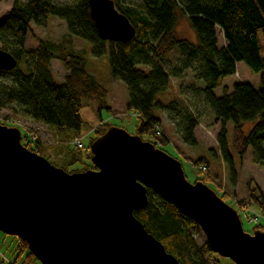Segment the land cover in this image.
Returning <instances> with one entry per match:
<instances>
[{
	"label": "trees",
	"instance_id": "trees-1",
	"mask_svg": "<svg viewBox=\"0 0 264 264\" xmlns=\"http://www.w3.org/2000/svg\"><path fill=\"white\" fill-rule=\"evenodd\" d=\"M114 1L136 28L135 37L127 43L101 38L91 16L89 0L72 3L14 0L7 19L0 23V36L9 34L12 37V42L2 38L3 49L17 57L18 65L11 71L0 70V74L12 77L10 84H0V113L7 110L6 119L22 115L56 129L60 138L58 145L66 149L69 157L68 165L81 163L84 158L90 161V145L77 148L72 144L75 138L91 132L92 126L82 117L84 100L94 101L99 115L102 109L112 111V108L108 102L109 89L88 69L89 51L75 49L68 36L60 43L40 40L32 51H26L24 47L31 24H43L49 16H55L66 22L71 36H78L92 45L94 56H109L112 76L122 79L128 86V109L136 115L137 134L144 140L157 147L169 142L157 112L166 108L178 116L177 127L182 140L197 144L198 115L188 108H180L175 100L164 103L158 98L160 93L168 90L172 78L182 77L191 68L203 80L200 92L221 124L219 150L231 166V173L235 174L232 149L241 161L251 149L255 161L264 165V80L261 79L259 86L248 81L235 82L231 88L222 86L226 77L238 72L240 62L255 73L264 71V47L260 39L261 34L264 39V0ZM181 16L195 31L194 39L178 35ZM175 50L181 53L179 65L169 68L166 58ZM53 59H58L68 71L63 83L53 74ZM140 64L149 66L150 70L140 68ZM221 86L222 95L218 96L215 90ZM230 122L233 124L231 146L227 127ZM249 122L253 126L246 131L245 125ZM111 125L106 123L104 128L96 130V134ZM157 127L162 130L161 134L157 133ZM31 137L25 133L24 145L49 158L46 154L49 146L38 135ZM94 139L90 136V144ZM203 160L193 162L197 170L202 169ZM204 161L208 164L207 159ZM87 168L95 167L90 161L82 170ZM209 178L212 180L208 175L198 179L207 181ZM252 187L251 203L264 208V196L257 187ZM148 196V206L135 211V215L170 253L182 264H221L216 258L219 254L207 241L198 243L193 232L198 224L190 216L150 188ZM222 197L226 198V194ZM242 203L243 200L239 202ZM259 228L264 230L261 223ZM16 251L14 260L8 258L9 263L0 255V264H31L32 261L42 264L27 242L19 237Z\"/></svg>",
	"mask_w": 264,
	"mask_h": 264
},
{
	"label": "water",
	"instance_id": "water-1",
	"mask_svg": "<svg viewBox=\"0 0 264 264\" xmlns=\"http://www.w3.org/2000/svg\"><path fill=\"white\" fill-rule=\"evenodd\" d=\"M101 38L127 43L136 28L114 0H89ZM17 57L0 48V70ZM0 124V231L27 242L42 264H182L135 211L148 189L203 230L210 248L236 264H264V230H244L240 214L208 184L190 182L182 162L138 134L111 125L90 144L95 168L69 172Z\"/></svg>",
	"mask_w": 264,
	"mask_h": 264
},
{
	"label": "rangeland",
	"instance_id": "rangeland-1",
	"mask_svg": "<svg viewBox=\"0 0 264 264\" xmlns=\"http://www.w3.org/2000/svg\"><path fill=\"white\" fill-rule=\"evenodd\" d=\"M56 1L69 3L75 2V0ZM131 1L136 3L141 0ZM13 4L14 0L0 1V23L7 19ZM177 33L180 37L190 40L194 39L196 35L195 31L191 29L187 19L182 16L179 18ZM67 36L71 38L72 46L75 49H85L89 51V71L109 89L108 102L112 111L102 109L101 115H99L97 104L94 101L84 100L85 106L82 110V117L86 123H89V125L92 126L89 130L91 131L88 133L89 135H85V147L90 145V136L97 138L110 127L109 126L100 134H96V130L104 128L106 123H112V125L122 127L131 134H137L136 115L128 109L129 91L127 84L122 79L114 78L112 76L109 56H94L91 52L92 45L78 36H71L64 20L55 16H49L43 24L32 23L31 32L28 35L24 47L26 51H32L37 48L40 40H49L60 43ZM2 38L12 42V37L9 34H5L3 37L0 36V48H4ZM260 39L264 47L262 34L260 35ZM180 57L181 53L178 50L172 52L171 55L166 58L167 66L173 68L179 65ZM138 66L146 71L150 70V67L147 65L140 64ZM52 71L58 82L63 83L65 81L68 71L58 59L52 60ZM261 79L264 80V71L259 74L255 73L244 62H240L238 63V72L226 77L222 81V86L227 85L231 88L235 82L239 81H248L254 85H259ZM11 81V75L0 74V84H10ZM203 86V80L197 77L195 70L190 68L184 72L182 77L172 78L168 90L159 94L158 98L164 103H169L171 100H175L180 108H188L189 110L194 111L199 117V125L196 128L198 142L195 145H191L185 143L181 138V133L177 127V122L179 121L178 116L166 108L164 110L158 109L157 112L158 116L161 118V126L169 138V142L164 145L160 144L159 147H162L166 152L182 162L186 177L190 182L194 183L196 181H202L214 189L220 197H222L223 194H226V198H222L238 210L244 230L253 234L257 230H263L262 228H259L260 223L264 226V208L251 203V195L253 192L252 186L257 187L258 192L264 196V165L255 161L251 149L248 150L243 161L240 160L237 153L232 149L235 174L231 173V166L224 161L219 150L218 135L221 131V124L216 121L212 109L207 105L203 94L200 92V88ZM222 86L215 90L218 96L222 95ZM6 114H9V111L4 110L0 113V124L20 128L23 137L25 133H33L36 136L38 135L41 137L49 146L46 153L49 157L48 159L55 165L62 167L65 170L67 169L69 172H76L84 171L82 170L83 167L86 166V163L91 161V159L89 161L84 158L85 161L81 163H77L73 166L68 165L69 157L65 151L66 149H64L63 146L58 145L60 138L56 129L44 123L28 119L22 115H13L11 118L9 117L6 119ZM101 117L103 120H100ZM252 126V122L247 123L245 125L246 131ZM227 127L230 132L229 140L231 146L233 124L230 122L227 124ZM23 137L22 143L24 144L25 138L23 139ZM146 138L152 139V137L149 136H146ZM202 159H207L208 164L203 160L201 163L202 169L197 170L193 162ZM205 165H208V168ZM199 170L201 172H199ZM207 175L210 176L212 180H210V178L207 179V181L198 179L203 178L204 176L206 177ZM241 200H243V205L239 204ZM256 218H258V220H255ZM193 232L199 244L207 241V237L199 225L193 229ZM16 243L17 236L9 235L0 231V255L4 260L8 258L14 260L17 255ZM216 258L221 264L234 263L230 258L220 255H216ZM31 264L40 263L32 261Z\"/></svg>",
	"mask_w": 264,
	"mask_h": 264
},
{
	"label": "built area",
	"instance_id": "built-area-1",
	"mask_svg": "<svg viewBox=\"0 0 264 264\" xmlns=\"http://www.w3.org/2000/svg\"><path fill=\"white\" fill-rule=\"evenodd\" d=\"M156 129H157V133H158V134H161V133H162V130H161L159 127H157ZM28 134H29V133H28ZM29 135H31L32 137H35V136H36V135L33 134V133H31V134H29ZM84 138H85V136L75 138L74 141L72 142V144H74L77 148H83V147H84ZM204 168H205V167H204ZM255 220H258V218H256ZM5 260H6L7 262H9L8 259H5Z\"/></svg>",
	"mask_w": 264,
	"mask_h": 264
},
{
	"label": "crops",
	"instance_id": "crops-1",
	"mask_svg": "<svg viewBox=\"0 0 264 264\" xmlns=\"http://www.w3.org/2000/svg\"><path fill=\"white\" fill-rule=\"evenodd\" d=\"M260 85V84H259ZM259 85H255V86H259Z\"/></svg>",
	"mask_w": 264,
	"mask_h": 264
}]
</instances>
